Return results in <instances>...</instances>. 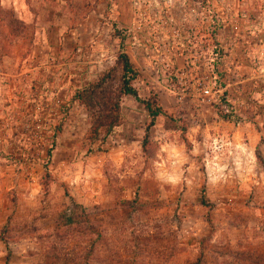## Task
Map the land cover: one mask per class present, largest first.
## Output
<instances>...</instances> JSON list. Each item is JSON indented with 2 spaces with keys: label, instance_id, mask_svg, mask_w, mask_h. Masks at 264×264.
<instances>
[{
  "label": "rangeland",
  "instance_id": "obj_1",
  "mask_svg": "<svg viewBox=\"0 0 264 264\" xmlns=\"http://www.w3.org/2000/svg\"><path fill=\"white\" fill-rule=\"evenodd\" d=\"M41 4L0 16V264H264V0ZM112 25L164 113L124 96L93 138L71 97L113 65Z\"/></svg>",
  "mask_w": 264,
  "mask_h": 264
},
{
  "label": "trees",
  "instance_id": "obj_2",
  "mask_svg": "<svg viewBox=\"0 0 264 264\" xmlns=\"http://www.w3.org/2000/svg\"><path fill=\"white\" fill-rule=\"evenodd\" d=\"M12 15V16H11ZM0 16L4 19L7 26L11 22L17 20L11 8L3 9L0 7ZM111 36L117 39L119 53L113 59V65L106 71L102 72L96 79L87 83L80 89H76L71 97V100H76L85 109L89 121V130L93 138L106 136L117 127L120 123V101L124 96H131L136 102L142 105L143 109L150 116L151 125L153 119L164 113L162 109L156 105L155 101L141 98L136 88L132 85V81L136 78L137 72L130 62L127 54L123 50V36L112 25ZM215 77L214 81L211 80ZM193 81L208 82L217 97V101L212 104L214 112L223 120L236 118L234 110L228 104L227 92L225 89L224 80L215 71L210 70L201 75L193 76ZM214 82V83H213ZM227 106L228 108H226ZM50 152V148L46 149V155ZM257 153V157L260 155ZM68 221H71L70 219Z\"/></svg>",
  "mask_w": 264,
  "mask_h": 264
},
{
  "label": "crops",
  "instance_id": "obj_3",
  "mask_svg": "<svg viewBox=\"0 0 264 264\" xmlns=\"http://www.w3.org/2000/svg\"><path fill=\"white\" fill-rule=\"evenodd\" d=\"M28 2L34 8L33 10L26 6V0H0L1 7H10L18 20L24 23L32 21L37 24L42 19L40 5L43 4L41 2L46 3V0H28Z\"/></svg>",
  "mask_w": 264,
  "mask_h": 264
}]
</instances>
